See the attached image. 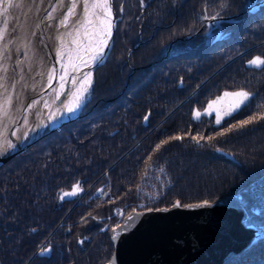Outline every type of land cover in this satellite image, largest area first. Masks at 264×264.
I'll return each instance as SVG.
<instances>
[{
	"label": "trees",
	"instance_id": "trees-1",
	"mask_svg": "<svg viewBox=\"0 0 264 264\" xmlns=\"http://www.w3.org/2000/svg\"><path fill=\"white\" fill-rule=\"evenodd\" d=\"M111 3L110 48L78 115L0 176V264H102L113 211L154 184L145 207L236 196L260 234L222 264H264V66L249 63L264 59V0ZM210 15L226 18L208 35ZM222 90L250 96L220 123L197 115Z\"/></svg>",
	"mask_w": 264,
	"mask_h": 264
},
{
	"label": "water",
	"instance_id": "water-1",
	"mask_svg": "<svg viewBox=\"0 0 264 264\" xmlns=\"http://www.w3.org/2000/svg\"><path fill=\"white\" fill-rule=\"evenodd\" d=\"M26 1L0 0V47L2 51L8 52L11 66H14L18 58L24 60V55L18 57L21 50H15L12 41L19 31H25V22H28L30 33L26 39L23 37L24 43L32 40L30 36L35 34L39 38L38 42L46 49L48 65L47 62L43 65L44 71L23 69L25 72L19 80L13 75L11 86L6 91L0 89V111L8 106L10 98L16 121L12 128L8 125L5 145L0 147V164L10 160V157L20 153L62 123L61 119H57V124L52 126L49 124L50 120L44 121L46 109L41 99L47 91H52L57 81L55 70L57 60L54 49L49 48L50 44L43 38V24L47 18H54L63 13L70 0H28L27 2L31 3L25 9V5H28ZM225 18L223 15H210L204 17V20L208 24ZM111 20L113 22L111 37H107L108 46L101 50L104 56L109 50V42L116 25L112 3ZM97 64L99 63L93 61L88 65L90 77L92 67ZM49 68L51 76L48 79L46 72ZM34 74L38 76L36 80ZM18 83H23L29 95L23 102H20L16 92ZM64 92L63 89L55 98V102L61 100ZM25 113H28L29 117L26 124L21 125L20 118ZM9 141L12 144L11 148L8 147ZM129 216L132 217L131 220ZM246 218L245 207L232 194L214 200L205 199L183 204L174 200L170 205L161 207L131 209L119 223L110 226L112 252L102 264H222L247 247L260 234L255 224L245 222Z\"/></svg>",
	"mask_w": 264,
	"mask_h": 264
},
{
	"label": "bare ground",
	"instance_id": "bare-ground-1",
	"mask_svg": "<svg viewBox=\"0 0 264 264\" xmlns=\"http://www.w3.org/2000/svg\"><path fill=\"white\" fill-rule=\"evenodd\" d=\"M72 2L75 3V8L71 13L68 11V13L62 14L61 12L54 18H47L46 22L43 24V38L44 40L47 39V43L50 44L49 48H53L54 51L59 48V43H61L63 40L66 42V45H69L72 32H75L78 39L84 38V43L81 44L80 51H85L86 46L88 45L91 38L98 36V29H100L101 25L106 24L107 26V20L103 16H101L100 19H97L96 14L99 13L98 9L93 12V10L90 8L86 15L83 6L84 0H72ZM92 2L93 0H89L90 4ZM30 3L31 2H27L28 5H25V9H27V6H29ZM62 21L63 23H61ZM83 21L86 23L83 24ZM25 25V31H19L12 41L13 48L17 51L21 50L19 53L20 56L18 57L24 55V60L18 58L14 66H11V62L8 60V52H5L6 50L2 51L0 47V89H2V91H6L11 86V77L13 75H15L19 80L22 74L25 72L23 69L33 68L34 71H41L43 70V65H45L47 62L45 55L46 49H44V46L41 42H38L39 38L35 34L30 36V39L32 40H28L27 44L24 43L26 37H28V34L30 33L28 22H25ZM105 40H107V37L100 36L98 41L92 45L93 47L91 46L90 51L85 52L84 55L80 57L78 62L74 61L70 50L66 57L67 59L63 64V75L65 76L66 80V84L64 85L65 92L58 103L55 102V99H51L52 105L51 108L46 109L44 112V121L47 115L50 116V123L52 119L55 118L57 120L64 116L63 113L61 114L59 106L62 105L65 107V110L63 108V111H66V104L69 102L70 96L72 95L70 100L74 101L76 99V96L78 95L77 89L80 88L84 80H88V76L86 77L85 74L90 73V71L87 67L93 62V56L102 50L100 45L102 44V41ZM50 74L51 70L49 68V70L47 69L46 72L48 79L51 76ZM34 75V80H36L38 76L37 74ZM16 87V92L18 93L20 102L27 100L29 95L26 93L23 83H18ZM53 98H56V96H53ZM9 100L8 106L4 107L0 111V147L5 145L4 140H6L7 137L6 134L8 132V125H10L12 128L14 126V122H16L15 116L12 113L14 106L11 104L12 100L10 98ZM27 114L28 113H25V115L23 114L24 116L22 115L23 117L21 116V125L24 123L26 124L29 117V114ZM30 128L32 129V127Z\"/></svg>",
	"mask_w": 264,
	"mask_h": 264
},
{
	"label": "rangeland",
	"instance_id": "rangeland-1",
	"mask_svg": "<svg viewBox=\"0 0 264 264\" xmlns=\"http://www.w3.org/2000/svg\"><path fill=\"white\" fill-rule=\"evenodd\" d=\"M72 5H73V2H72V0H70L68 2V4H67V7L63 10V13H68V11L72 7ZM85 23L86 22L83 21V24H85ZM218 23L219 22H210V23L206 24V22H205V25L207 27L206 28V33H208V35L213 34V31H214L213 28H215V26H217ZM106 27H107L106 24L101 25L100 29H98V36H95V37L91 38V40L89 41L88 45L86 46L85 51H80V46H81V44L84 43V40H83L84 38L83 39H78V37L76 36L75 32L71 33V36H70L71 40L69 42V45H66V42L64 40L61 43H59V48H57L56 51H54L56 59H58L59 64H58L57 68L55 67L56 77H57L56 80L57 81H56V83H55V85H54V87L52 89L53 94H52L51 90L47 91V93L44 94L42 96V99H41V102L43 103L45 109L51 108V105H52L51 104L52 103L51 102V98L55 99V98H53V96L57 97L58 95L61 94L62 90L64 89V85L66 84V80H65V76L63 75V70H64L63 69V64H64L65 60L67 59L66 57H67L68 53L70 52V50H71V53L73 55L74 61L78 62L80 60V57L82 55H84L85 52H89L90 51L91 46L98 41L100 36L108 37V35L103 31ZM219 33H220V30L217 31V33L215 34L214 38H216ZM109 45H110V42H109ZM100 46H101V49L104 47L103 44H101ZM88 80L92 81L90 76H88ZM88 80H84L82 82V85L80 86V88L77 89L78 90L77 91L78 95L76 96V99L74 101L70 100L71 96H72L70 94L71 96L69 98V102H67V104H66L67 105L66 106V111H63V108L65 110V107H63L62 105L59 106L61 114L62 113L64 114V116H62V118H61V122L62 123L67 118H69V120L73 119L79 113L78 111L81 108V106L83 105V102H84L83 100H84V98L86 96V93H84L82 90H83L84 87L87 86ZM241 92L248 93L245 90H233V91L222 90L221 93H219L218 95L214 96L211 100H209L206 103V105H205L206 107L203 110L197 112V114L205 113V114H208V115H213L216 122H217L218 119L221 121L223 119V117L229 115L234 110V108H237V105L241 106L244 103V101L246 99H244L243 97L234 95L236 93H241ZM73 94H75V93H73ZM248 94H249L248 95V97H249L250 93H248ZM78 96L79 97H84V98L82 100V103H80V106L77 108L76 107V101H77V97ZM210 105H211V107H209ZM69 107H72L74 109V111L69 112L68 111ZM66 113L68 114L67 116L65 115ZM49 118H50V116L47 115V117L45 119V122H49ZM57 122L58 121L54 118V119L51 120L50 124H52V126H54V125L57 124ZM49 132H47V133H49ZM44 136H42V137H44ZM34 143H32L29 147H27V148L23 149L22 151H20V153H17L14 156L10 157V160L0 164V176H3L5 174H7L8 172H11V170L16 169V167H18V166H21V164H24L28 160L32 159L34 156L40 155L42 153V151L44 150V147H43L44 145L39 144V143L38 144H34ZM165 182H167V181L162 180L160 182V184H163ZM77 185L78 184H75V185L72 186V188L67 189L65 191H61L60 196L61 197L65 196L64 193H71L73 191L74 186H77ZM154 186H155L154 190L146 191V192L143 191V195L139 199L140 202H141V200H143V201L147 202V204H148V203H152V201L154 199L160 197V194H162V192L159 193L158 189H160L161 187H158V185H156V184H154ZM81 189L82 188L78 185L77 192L80 191ZM162 191H163V189H162ZM106 192H107V190L103 191L100 187H98L97 190H96V194L102 193L101 195H104ZM147 193H149V194H147ZM227 194H229V193H227ZM68 196H73V195H68ZM145 202H143V203H145ZM141 208H149V207L141 206V207H136L135 209H141ZM121 219H122V217L120 218V220ZM120 220L118 221V223L120 222Z\"/></svg>",
	"mask_w": 264,
	"mask_h": 264
},
{
	"label": "snow or ice",
	"instance_id": "snow-or-ice-1",
	"mask_svg": "<svg viewBox=\"0 0 264 264\" xmlns=\"http://www.w3.org/2000/svg\"><path fill=\"white\" fill-rule=\"evenodd\" d=\"M141 2L143 3L144 0H141ZM15 6V5H14ZM84 10H85V14L87 15L89 9L91 8L93 10V12H95V10H99V13H97V19H100L101 16H103L106 20H107V27L103 30L109 37H111V29L113 27V22L111 20V3H110V0H93V2L90 4L89 3V0H84ZM75 8V3H73L72 7L69 9V12L71 13L73 11V9ZM123 9L121 8V11ZM63 23V21L61 22ZM102 44L104 45V47H107L108 46V42L105 40V41H102ZM104 59V54L102 51L100 52H97L94 56H93V61L95 63H100L102 62V60ZM249 63L251 65H254V66H257V67H261V66H264V59H260L259 57L257 58H254L253 60L249 61ZM86 77L87 76H90L91 74H85ZM91 80H88L87 82V86L83 88V92L84 93H87L88 90H89V87L91 86ZM227 95V94H226ZM234 95H237V96H240V97H243L244 99H247L248 98V93H236ZM84 97H77V101H76V107L78 108L80 106V103H82V100H83ZM239 105H237L238 107ZM211 107V105L209 106ZM68 111L69 112H72L74 111V109L72 107H69L68 108ZM199 115V114H197ZM145 119H147V117H145ZM217 123H220V120L218 119L217 120ZM244 123H248V121H245ZM8 147L11 148L12 147V144L11 142L9 141L8 142ZM77 188H78V185L77 186H74L73 188V191L71 193H64L65 196H68V195H75L76 192H77ZM132 217L129 216V220H131ZM50 251L49 249H44L42 250V253L41 254H44V252H48Z\"/></svg>",
	"mask_w": 264,
	"mask_h": 264
},
{
	"label": "built area",
	"instance_id": "built-area-1",
	"mask_svg": "<svg viewBox=\"0 0 264 264\" xmlns=\"http://www.w3.org/2000/svg\"><path fill=\"white\" fill-rule=\"evenodd\" d=\"M143 200H141V202L139 200H136L134 203H133V206L134 208L136 207H141L143 206ZM124 213V206H121L120 208H118L117 210L113 211V216L117 218V220H120L121 216L123 215Z\"/></svg>",
	"mask_w": 264,
	"mask_h": 264
},
{
	"label": "flooded vegetation",
	"instance_id": "flooded-vegetation-1",
	"mask_svg": "<svg viewBox=\"0 0 264 264\" xmlns=\"http://www.w3.org/2000/svg\"><path fill=\"white\" fill-rule=\"evenodd\" d=\"M55 59H56V56H55ZM56 60H57V63H56V64H57V65H56V68H57V67H58V64H59V62H58V59H56Z\"/></svg>",
	"mask_w": 264,
	"mask_h": 264
}]
</instances>
